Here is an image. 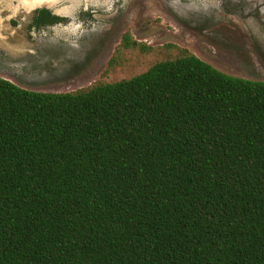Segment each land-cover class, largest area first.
Wrapping results in <instances>:
<instances>
[{"label":"trees","instance_id":"trees-1","mask_svg":"<svg viewBox=\"0 0 264 264\" xmlns=\"http://www.w3.org/2000/svg\"><path fill=\"white\" fill-rule=\"evenodd\" d=\"M0 264H264V81L187 50L69 93L0 78Z\"/></svg>","mask_w":264,"mask_h":264},{"label":"rangeland","instance_id":"rangeland-1","mask_svg":"<svg viewBox=\"0 0 264 264\" xmlns=\"http://www.w3.org/2000/svg\"><path fill=\"white\" fill-rule=\"evenodd\" d=\"M20 1L37 0H0V78L27 91L116 82L180 50L227 75L264 81V0H51L68 24L31 34L18 20L32 17ZM126 33L150 51L121 49Z\"/></svg>","mask_w":264,"mask_h":264},{"label":"flooded vegetation","instance_id":"flooded-vegetation-1","mask_svg":"<svg viewBox=\"0 0 264 264\" xmlns=\"http://www.w3.org/2000/svg\"><path fill=\"white\" fill-rule=\"evenodd\" d=\"M51 3V0H37L28 4H25L23 1L18 2L19 6H22V14L32 13L31 19L26 22H24L25 20L22 16H18V20L21 22V25L25 26L24 29L28 34L38 33L42 30L68 24L69 19L60 15L56 11V6L53 7ZM91 17L95 20H99L98 17L101 16L95 17L91 15ZM55 19L56 22H53L52 20ZM11 24L13 26L18 25L17 22L13 21H11Z\"/></svg>","mask_w":264,"mask_h":264},{"label":"water","instance_id":"water-1","mask_svg":"<svg viewBox=\"0 0 264 264\" xmlns=\"http://www.w3.org/2000/svg\"><path fill=\"white\" fill-rule=\"evenodd\" d=\"M4 35H5V34H4ZM1 37L3 38V35L0 34V39H1ZM4 39H5V38H4ZM1 43H2V44H6L5 40H1ZM9 82H10V81H9ZM11 83H12V82H11ZM14 85H15V84H14ZM17 87H18V86H17Z\"/></svg>","mask_w":264,"mask_h":264}]
</instances>
